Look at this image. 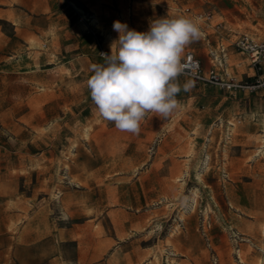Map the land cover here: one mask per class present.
Listing matches in <instances>:
<instances>
[{"label":"rangeland","instance_id":"rangeland-1","mask_svg":"<svg viewBox=\"0 0 264 264\" xmlns=\"http://www.w3.org/2000/svg\"><path fill=\"white\" fill-rule=\"evenodd\" d=\"M93 15L103 32L90 25ZM181 15L199 18L201 38L184 53L193 52L203 74H253L235 42L243 34L264 40V0H0V264L264 257V158L253 153L264 137V91L231 94L180 75L191 87L177 95L179 109L149 115L138 134L117 130L91 100L87 80L100 54H110L114 21L144 32L157 18ZM214 53L225 56L222 67ZM184 162L188 174L177 182Z\"/></svg>","mask_w":264,"mask_h":264},{"label":"clouds","instance_id":"clouds-1","mask_svg":"<svg viewBox=\"0 0 264 264\" xmlns=\"http://www.w3.org/2000/svg\"><path fill=\"white\" fill-rule=\"evenodd\" d=\"M199 18L160 17L147 31L113 22L118 33L103 63L92 65L87 87L99 116L120 131L138 134L149 115L168 118L179 109L177 95L191 83L180 85L186 46L201 38Z\"/></svg>","mask_w":264,"mask_h":264},{"label":"built area","instance_id":"built-area-1","mask_svg":"<svg viewBox=\"0 0 264 264\" xmlns=\"http://www.w3.org/2000/svg\"><path fill=\"white\" fill-rule=\"evenodd\" d=\"M239 52L247 56L255 75L245 80H236L227 76L224 81L219 74L210 71L207 75L203 74L199 60L193 52L187 51L182 57L184 71L181 75L187 76L195 83H201L206 86L218 87L233 93H246L249 95L264 91V40H257L246 34L240 35L235 42ZM222 67V64H218ZM209 225H207L208 229ZM212 264H218L217 258L212 256Z\"/></svg>","mask_w":264,"mask_h":264},{"label":"bare ground","instance_id":"bare-ground-1","mask_svg":"<svg viewBox=\"0 0 264 264\" xmlns=\"http://www.w3.org/2000/svg\"><path fill=\"white\" fill-rule=\"evenodd\" d=\"M89 22H90V25L91 26H93V27H95V29L96 30H98V31H100V32H103L104 31V29L102 28V26H101V23H100V21H99V19H98V17L96 16V15H93V16H91L90 17V19H89ZM29 43H34V39H30L29 40ZM218 58H219V56L216 54V53H214V59L216 60V61H219L218 60ZM247 60V59H246ZM226 66V65H225ZM231 66V65H230ZM228 120V123H227V129H228V131L230 132V133H234L235 132V130H236V128H237V125H236V122L234 121V119L232 118V119H227ZM218 121H219V123H218V127H220L221 125H222V123H223V120H222V117H220L219 119H218ZM261 124V123H260ZM171 126H173V125H171ZM214 126L215 125H213L211 128H210V130H209V134H208V136H207V140L210 142L212 139H213V128H214ZM263 126V125H262ZM85 130V129H84ZM195 131H196V129H192L191 130V133H189L188 134V138L190 139L189 140V142H188V145H187V152H185V153H187V157H191L192 156V154H193V151H194V142L192 141V135H194L195 134ZM86 132V133H85ZM91 132V131H90ZM84 133H85V136L87 137L88 135H87V130L86 131H84ZM264 134V133H263ZM256 143H257V147L255 148V150H254V156L255 155H257V154H259L262 158H264V137L263 136H260L258 139H257V141H256ZM74 144V143H73ZM210 143H208V145H209ZM76 146V145H75ZM206 151V150H205ZM208 152V151H207ZM186 155V154H185ZM70 156V155H69ZM223 157L224 156H228L227 155V150L226 149H223V155H222ZM248 157V156H247ZM253 156H249L248 157V161H250L251 160V158H252ZM260 158V157H259ZM209 159H210V155H209V152L207 153V160H206V162H205V169L208 171L210 168H209ZM227 159V158H226ZM186 160V159H185ZM187 162H188V160H186ZM190 161V160H189ZM247 161V160H246ZM185 163V162H184ZM222 165V164H221ZM224 165V164H223ZM203 166V165H202ZM66 168H68V166L66 165ZM183 168V167H182ZM184 170L179 174V175H177L176 176V181L178 182V181H182V179H181V177L183 176V175H185V174H188V169H189V167H188V164H184ZM198 168V167H197ZM196 169V168H195ZM196 171V170H195ZM202 171V170H201ZM206 171V172H207ZM196 177V176H195ZM198 179L200 180V181H203V175L202 174H198ZM195 189L193 188V192H192V194H191V199H192V205H191V212L192 213H194L195 212V210H196V206H197V203H198V193H197V191L195 190ZM190 198V197H189ZM184 206V205H183ZM203 211V210H202ZM189 212V211H188ZM209 212V211H208ZM179 218H180V220L181 221H185L186 220V214H185V212H180L179 213ZM17 224V223H16ZM11 226L12 227H14V223L13 224H11ZM11 228V227H10ZM258 232H260L259 234H261V236L262 237H264V220L259 224V226H258ZM177 231H178V225H175L174 226V228L169 232V235H168V238H172L176 233H177ZM258 236V235H257ZM167 239V238H166ZM260 241V240H259ZM262 242V241H261ZM164 243V242H163ZM166 243L167 244H170V241H169V239H167L166 240ZM259 244V243H258ZM172 247V246H171ZM165 249V248H164ZM172 249V248H171ZM261 249H262V251L264 252V245H262L261 246ZM155 262V261H154ZM169 262L170 263H172V264H180V263H178V262H176V261H174V259L172 258V259H169ZM255 264H264V257H261V258H258V260H257V262L255 263Z\"/></svg>","mask_w":264,"mask_h":264},{"label":"crops","instance_id":"crops-1","mask_svg":"<svg viewBox=\"0 0 264 264\" xmlns=\"http://www.w3.org/2000/svg\"><path fill=\"white\" fill-rule=\"evenodd\" d=\"M240 54H241V53H240ZM241 55H243V54H241ZM219 56H220V55H219ZM220 59H221V62H219V63H221L222 66H223V64H224V63H223V60L225 59V56H224V55L220 56ZM214 60H215V59H214ZM215 61H216V60H215ZM247 61H248L247 65H248V67H250L248 70H252V72H253L252 75H250V73L247 74L246 78H250V77H252V76L255 75V71H254V69L251 67L248 58H247ZM219 63H216V65L218 66ZM244 95H247V94L244 93ZM171 120H172V119L168 120V122H171Z\"/></svg>","mask_w":264,"mask_h":264}]
</instances>
